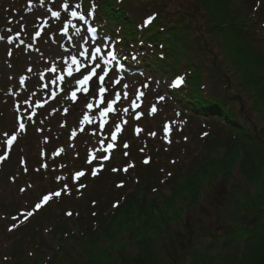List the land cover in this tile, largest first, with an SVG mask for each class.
Segmentation results:
<instances>
[{"label": "rangeland", "instance_id": "374dc122", "mask_svg": "<svg viewBox=\"0 0 264 264\" xmlns=\"http://www.w3.org/2000/svg\"><path fill=\"white\" fill-rule=\"evenodd\" d=\"M0 1L3 2L0 9V26L3 27L6 24L9 26L8 28L3 27L9 33L5 37H10L11 42L17 44L19 40H22L23 46L27 50L24 48L18 49L13 45L10 50L0 54V132L4 129L7 130L9 128L12 130L14 128V112L12 108L15 105V100H12V98L15 97L17 90H21L24 86L29 89L35 88L36 90L37 88H42L45 84L52 87L51 91L55 97L54 102H50L49 99L44 98L49 92H46L45 95L33 92L16 95L18 100L16 103L18 105H21L22 103L20 102L23 100L25 105H28L29 111L37 112L34 110L33 98L31 99L30 97L37 94L34 98H40L42 102L40 107L44 109L39 110V114H42V125H39L38 130L37 128L29 130L26 134L27 140L23 143V149L27 153V174H20L19 178L13 183H11L10 178L8 179L9 175H19L23 169V166L19 164L21 149L15 152L23 138L18 141L17 146L15 145L16 147L12 150L9 161L4 165L3 171L6 170L4 172L5 175L2 176L0 173V178H2L0 183V264L11 263L9 262L11 255L8 254L14 248H17L20 252L18 255H14L13 258L21 259L23 264H44V257L47 256L45 252L49 251L48 254L51 253L52 246L50 247V241V243H38V241H45V236L47 239L49 238L50 235L47 234L44 228L53 227L59 221V217L62 214L64 215L61 206L59 208L56 206L47 208V205L30 217L27 223L22 224V226L19 225L18 229L13 231L15 235L12 236L7 234L8 216H1L4 209L7 211L6 214H8L11 211L10 207H24L26 203V206H28L32 197L38 192L41 193L45 189H50L48 191L50 193L51 189H62L56 183V178L36 172L40 167L39 153L42 151L43 144L45 147L49 146V149L53 148L52 151L47 152V159L54 157L55 153L60 152L61 160L72 163L75 154L81 156L80 160H85L86 156L89 158L90 154H93L95 158L103 155L111 156L115 148L110 152H104L101 141H104L103 148H106L108 143L116 145L117 140L123 134H127L124 140L132 142L131 145L135 147L133 156L139 158L140 153L136 147H141L143 143L137 140L138 137L134 136V134L137 133L136 129L142 130L141 123H143L144 129L141 131L139 139L143 140L147 146L149 145V150L152 153L153 150L157 149V154L160 157L155 160L151 158L150 164L152 165L155 162L157 167L156 173H153V181L159 178L161 182L165 178L166 172L174 175V181L179 172L178 167H184L187 161L191 168H195L201 163L203 164L207 159L212 161L204 151L208 152V149L213 147V144L216 147L221 146L222 149L219 148V155L229 153L225 144L227 143V137L233 138V131L231 132L229 125L221 121V119L211 118V115L210 118H207L177 104L175 98L169 92L170 86L175 85L173 79L176 76L170 75L168 66L160 64L161 62L158 60H154L156 63H153L155 65V70L153 69V71L157 73L156 76H152V74L147 76L145 73L133 74L120 69L117 66L121 55L118 54L117 59L106 66L103 60H99L101 67H106L108 70V75L105 78L107 89L105 103H98L101 97L96 86V77L89 81V93L85 95L82 91H77V98L73 101L71 92L65 88V82L71 86V91H75L79 87V85H75V80L82 78L80 74H75V66L73 65V76L66 79V69L69 67L71 55H77L78 60L82 64L85 62L84 57H80L77 53V43H79L81 51L84 48H89L91 51L95 44L99 43L102 49L101 55L106 56V53L111 51L110 45L112 43L106 37L107 35L98 31V36L102 42L90 40L86 35L85 24L81 21L77 22L70 15H66L61 7V0H34V2H32L33 0L31 2H26V0ZM136 1L131 0V3ZM257 1L244 0L243 7H240L242 0H226L227 8L224 11L242 10V15L248 17V19L247 23L243 25L245 28H243L241 34L245 35V32H248V34L252 33L249 35L252 39H255V43L252 41L251 43H254L257 47L260 46V50L264 51V0H260L259 7ZM86 2L87 0H70L71 4H82V9L80 8L78 11L87 15L89 9L86 12L82 11ZM10 4L13 7L17 6V8L13 11L11 9L9 11L6 10L4 6ZM206 4L200 0H142L139 6L133 7L126 0L122 5H119V8L124 7L129 11L127 16L133 17L136 27L137 23L143 17L145 18L144 15L150 13L149 9H163L164 14L168 13L170 15V19L178 16V11L179 17L182 18V23L189 26L188 31H186L187 35L184 34V39L187 40L189 37L191 39L186 42L185 56L179 54V52L172 54L173 63L179 62V65L175 67L177 73L186 71V63L190 59L194 67L201 66L200 85L203 88V98L220 99V92L226 87L230 92L241 95L243 107L247 109L248 116H251V122L255 123L258 128L262 127L264 120H261V117L255 111H251V107L264 116V103L253 104V100L258 97L252 92V95H248L246 91H243L245 72H243L244 69L242 70L243 67L239 69L237 67L239 60H244L249 53L235 54L233 61L235 65L233 66L232 58L228 56L224 48L222 49V46L219 47L217 45L218 41L223 45V34L226 30H223V34L212 32L210 24H216L214 17L206 11L208 9ZM236 4L237 8H235ZM255 5L257 6L254 7ZM49 9L59 10L62 18L52 17L48 11ZM5 12L8 17L13 16L14 20L6 22V16L3 14ZM15 18H17L16 21ZM215 19L218 20V17H215ZM173 21L175 19H168L169 24L172 26L175 25V23H172ZM113 22H115V26L118 23L121 24V20L114 19L110 22L109 27H112ZM46 23L50 25V32L42 33V30L46 28ZM157 23L161 26L159 20H157ZM232 26L236 31H239L240 27L237 22ZM65 27L68 29L66 35L63 32ZM77 28L80 30L79 34L77 33ZM23 30L29 31V34L25 36L26 38L19 34V31ZM37 31L41 32L38 38L35 36ZM176 34H178L176 30L166 28L164 32L159 33V36L161 38L168 37L166 43L172 48L175 47L176 50H180L181 39ZM203 38L206 39L207 44H203ZM105 43L108 45L107 47L103 46ZM145 52H148L147 48L143 54ZM136 55V51L130 52L132 59L133 56L136 58ZM151 57L154 59V56ZM65 61L69 63H65ZM29 68L32 69L30 72L28 71ZM52 69H55V71ZM87 70L84 67L81 68V71L85 74H87ZM96 71L98 74H103L100 68H97ZM31 73H35L42 81L39 82L37 78L34 81L29 79L32 82L26 80V75ZM61 76H63V80L60 79ZM252 76L257 79L258 74ZM22 77L25 80V85L20 83ZM117 80H119V83L115 82ZM145 84H147V87H144ZM125 85H127V88L124 87ZM66 92L68 93L67 95L65 94ZM116 92L121 94L119 100H116ZM125 92H127V98L124 96ZM139 93H143V95H140L139 99H137ZM84 96L87 97L86 100L80 99ZM160 96H163L164 100H159L158 97ZM77 100L78 103L76 104ZM108 100H116L113 104V111L101 117L100 112L106 107ZM133 100H135L137 105L135 109H133L132 105ZM255 101L258 100L255 99ZM232 102L222 103L228 113L232 114L239 124L240 121L247 124L246 132H252V123L245 121L239 115L237 101ZM87 103H92L93 108L88 109ZM54 105L55 108H53ZM153 106L156 107L157 111L150 114ZM64 107L67 108L68 114L71 115L70 119V116L59 115V112L64 111ZM125 109H127V112H125ZM56 111L58 115L53 118V115L57 114ZM137 113L141 115L139 121L135 122L133 120H137L135 118ZM178 113L179 115H177ZM51 114L53 115L51 116ZM85 115L89 117V121H84ZM23 116L24 112L17 115L19 124L23 122ZM102 121L104 122L103 128L100 127ZM153 123L157 126L152 125ZM166 124L169 126L167 135L164 131ZM117 125H120L121 131L117 133V139L113 142L111 135L115 132ZM154 128L156 133L151 136L150 133H152ZM73 132H75L74 136ZM17 133H22V130L18 128ZM204 133H207V135H203ZM237 133L238 139H241L243 132L237 130ZM164 145H170L168 150L165 151L163 149L162 146ZM160 149H162V152L159 151ZM251 149L254 151L256 148ZM261 151L264 152V149H261ZM243 152L240 147L237 148L234 152L236 155L233 156V161L231 160L227 164L223 163L220 166L213 165V167L197 174L196 178L193 177L189 181L180 182L174 193H171L172 191L168 193V189H164L165 195H162V197L166 199L158 198L159 200L156 202L159 207L149 212L148 207L141 209L143 212L127 219L129 222L123 223L120 230L111 231L108 234V239L105 238L103 245L108 240L109 245L106 249L111 247L113 257L123 251L124 253L117 257L120 259L130 254L131 257L141 255L143 257L144 252L149 251L146 248L148 247L160 258L162 264H189L193 256H197L199 252L217 254L211 249L206 250L209 245L216 241L214 237L220 235L226 229V226L229 227L233 223L232 227L236 229L235 232L240 233L239 231L242 229L244 222L250 225L252 221L259 217L258 208L260 209L264 206V162L259 167H252L254 170L245 168L242 166L246 157ZM250 157L251 155L248 156V160ZM171 158H174L175 161H172ZM73 164L72 168H76V164L74 162ZM96 164L97 162H95ZM95 165L92 169H96ZM161 167L164 168L163 171H161ZM54 168L55 170L51 172L59 174V176H66L65 170L68 174L70 172L68 168H64V170H61L59 166ZM92 169L90 174H92ZM7 172L9 175H6ZM139 173L140 171L132 174V177L134 175L138 177ZM183 176L189 177V174L183 173ZM25 178L32 179V187L24 186L26 184ZM88 179L86 178V180ZM132 185L133 182L129 184V186ZM23 187L25 189L22 192L21 189ZM151 191L153 190L151 189ZM101 195L103 197L109 196L105 194V191L101 192ZM92 197L94 196L92 195ZM245 206H247L249 211L244 209ZM256 207L257 209L250 210V208ZM46 208L48 212L44 216L42 211ZM245 216V220H242V217ZM137 217H141L140 221L142 222H139ZM18 218H21V216ZM121 222L120 220L119 223ZM130 230L134 231L135 240H137L132 245H130L129 241ZM213 235L215 236L213 237ZM218 238L217 242L225 240L227 236H218ZM36 244L39 247H36ZM144 247L145 250L143 252ZM101 249L98 247L95 251H101ZM138 250L140 252L136 253ZM231 251H234L233 248H231ZM231 251L229 250V252ZM76 252L78 251L74 253L76 254ZM41 257L43 258L41 259ZM142 257L139 258L140 261H142ZM140 261L137 262L139 263Z\"/></svg>", "mask_w": 264, "mask_h": 264}, {"label": "trees", "instance_id": "16d2710c", "mask_svg": "<svg viewBox=\"0 0 264 264\" xmlns=\"http://www.w3.org/2000/svg\"><path fill=\"white\" fill-rule=\"evenodd\" d=\"M100 1L102 12L101 17L104 16L107 20H110L111 17L117 18L120 16L116 11L117 9H111L112 4L110 3V0ZM200 1L207 3L206 7L208 9L206 8V11H208L211 16L218 17L216 22L217 25L210 24L212 32L216 31L223 34V30H226L223 34V45L221 46L222 49L224 48L225 52H227L228 56L232 58L233 66L235 65L233 62L236 56L235 54L249 53L244 60H239L237 64L238 69L243 67L242 70L244 69L243 72H245V81L243 80L244 86L242 88L248 95H252V93H254L256 97H258L255 98L258 100L256 103H264V54L253 44H250V40L244 38L246 35H241V23L245 17L242 15V11L238 9L237 11H224V9L227 8L226 0ZM231 6L232 4L230 3V7ZM235 8H237V4L235 5ZM176 18H179V15L176 16ZM162 19L168 18L162 17ZM173 22L175 25L171 28L177 31V36H180L181 49L176 50L175 47L172 48L170 45L165 43L164 48L162 47L161 50L164 52L167 60L171 59L172 54H177V52L185 56L184 51H186V42L190 39H184V27L182 26V28L177 21ZM236 22L240 25L239 31H236L232 26ZM132 23V20L125 22L123 27L124 35L127 34L131 37L135 36L136 30L132 27ZM159 33L160 31L157 30L155 26H152L151 28L144 30L138 36H146L150 42L154 43V47L158 49V43L161 44L166 42L159 39ZM220 43L221 42H217V45H220ZM204 44H207L206 39L204 40ZM155 59H158V57L156 56ZM151 63L152 64H149V66L153 65L152 61ZM161 64L164 65L165 62L161 61ZM186 67L189 70L187 77L189 89L182 92L175 90V92L179 95L177 102L187 106L194 113L202 114L207 117H210L211 115V118L221 119V121L231 126L235 130L233 132L235 134L233 135V138L227 137V143H225L229 153L226 155H219V148H221V146L219 145L216 147L213 144V147L209 148L208 152L204 151V153L209 155V158H211L212 161L207 159L203 164L201 163L195 168H191L187 161L184 167H178L179 172L174 181V175H169L170 172H166L164 176L165 178L162 179L161 182L159 178L153 181V173H156L157 167L155 166V162H153L152 165L150 164L151 158L155 160L160 157L157 154V149L153 150V153L151 150L150 153H145L147 151L144 150V152H140V157L136 158L133 156L135 154V147L131 145V142L129 147L126 150H123L124 153L121 152V149L119 151L115 150L111 159L104 163L103 168L99 170L95 176L86 177V175H84L79 177V179L76 180L75 188L68 175L62 176L64 179H57L56 183L62 187H64L65 184L68 185V191L65 194H62L60 198H56L57 200L52 201L47 208H51L52 206L59 208L61 206V209L63 208L62 212L65 216L62 214L59 217V221L55 223L53 227L50 226L49 229L44 228L50 236L48 239L45 236V241H38V243L51 242L49 243L50 247L52 246V250L50 249L51 253L49 254V251L45 252L47 256L44 257V264H162L160 258L157 257L148 247L146 248L149 251L144 252L145 247L142 250L144 252L143 257L142 255L131 257L130 254L121 259L117 258L119 255L124 253L123 251H121L122 253L117 256L113 254V257L111 247L106 249L109 245L108 240L106 244L103 245L105 238L108 239V234L111 231L120 230L122 224L129 222L127 219H130L131 216L141 214V212H143L141 209L144 207H148V212L159 207L156 201L159 200L158 198H163L162 195H165L164 189H168V193L171 191V193H174L180 182L189 181L193 177L196 178L197 174L213 167V165L220 166L223 165V163L227 164V162L230 163L231 160L233 161V156L236 155L234 152L239 147L244 151L243 153L246 154L242 164L243 167L254 170L252 167H259V165L264 162V152L261 151V149H264V140L262 141L261 133L264 129L260 127L258 129H253V131L249 133L244 132L241 124L235 120L232 114L228 113L222 103L236 100L239 115L245 121H250V116H248V112H246L247 109L245 107H240L243 105V100L240 98L241 95L232 93L230 90H222L221 96H219L220 99H214L212 97H210V99L203 98V88L200 85V67H194L190 59L187 60ZM150 68L152 69L153 66ZM255 74H258L257 79L252 76ZM260 117L261 119L264 118L262 114H260ZM30 127H32L31 124ZM5 130L6 129L2 130L0 134ZM237 130L244 132L242 133L241 139H238ZM24 142L25 138L21 140L19 147L16 148V152L21 149V152L24 153ZM120 142L119 147L124 144L123 138ZM251 148L256 149L252 151ZM159 151L162 152V149ZM125 153H127V155H125ZM249 155H251V157L248 160ZM80 157L81 156L79 154H76L73 158L76 168H72L74 165L73 162H68L66 165H72L66 168L70 171H78L82 169L84 165H81L84 164V162L82 159L80 160ZM146 159L149 161L148 163L144 162ZM125 160L126 162H124ZM171 160L175 161L174 158H171ZM61 161H55V164L49 161V163H47V167L43 166L40 168L39 173L54 177V173L51 171H54V167H58L60 165L59 163H63ZM126 167L128 170L124 171V168ZM113 169H117V171H113ZM163 170L164 168L161 167V171ZM5 171H0L2 176L5 175ZM139 171L140 173L138 174V177L135 175L132 177V174L138 173ZM183 173H188L189 177H184ZM86 178L89 179L86 180ZM31 180V178H25V182L29 187L33 186ZM1 181L2 178H0V183ZM132 182L133 185L129 186ZM81 185H84V187H81ZM77 188L78 190H76ZM150 188L153 191H151ZM156 190L157 192L154 193ZM46 191L47 189L41 191V193L38 192L35 194L34 197H32L31 202H29V206L33 201L39 200L41 195ZM103 191H105V194L109 196L103 197L101 195V192L103 193ZM92 195L94 197H92ZM164 199L166 198H163V200ZM114 204H118V206L113 207ZM47 208L42 211L44 216L48 212ZM88 208L90 209L88 210ZM25 209L26 208H22L20 206L10 207L11 211L6 214L7 211L4 209L1 216L5 217L10 215L7 217V222L12 225L13 223H11L10 220H13L14 213L18 214ZM244 209L249 211L247 206H245ZM252 209L255 210L257 207L250 208V210ZM69 212L72 213L71 216L67 215ZM258 214L259 217L252 221L250 225H248L249 223L244 222L245 225L243 224L242 229L239 231L240 233L235 232L236 229L232 227L233 223L230 224L229 227L226 226V229H224L220 235H213L216 240L213 242L215 244L211 242L212 244L209 245L206 250L208 251L211 249L217 254L199 252L197 256H193L191 263L189 264H264V206L260 209L258 208ZM137 218L139 222H142L140 221L141 217ZM245 218L246 216L242 217V220H245ZM120 220L122 221L121 223H119ZM23 222L18 223L15 228L11 227V230H8L7 234L11 236L15 235L13 231H16L19 225L22 226ZM223 235H226L227 238L217 242V239L219 240L218 236ZM135 239L136 237L134 231L130 230V245L137 241ZM37 245L38 244H36V247H39V245ZM98 247L102 248L101 251H95ZM231 248H233L234 251H231ZM229 250L231 252H229ZM75 251L78 252L75 254ZM19 252L20 250L17 248L11 249L9 252L10 254H8L11 255V258L9 259V262L11 263L9 264H23L21 259L13 258V256L18 255ZM139 252L140 250L136 253ZM223 252L225 253L223 254ZM140 257H142V261H140ZM42 258L43 257H41V259ZM137 261L140 262L138 263Z\"/></svg>", "mask_w": 264, "mask_h": 264}, {"label": "snow or ice", "instance_id": "6c2138e0", "mask_svg": "<svg viewBox=\"0 0 264 264\" xmlns=\"http://www.w3.org/2000/svg\"><path fill=\"white\" fill-rule=\"evenodd\" d=\"M61 7L64 9L66 15H70L73 19L77 20V22L80 21H85L86 20V15L85 14H81L78 10L82 7V4L80 3H75V4H71L70 0H61ZM71 8V10H70ZM95 8H96V4H95V0H93V3L87 13V15H91L94 17V13H95ZM70 10V11H69ZM52 17L57 18V19H61V12L59 10H52L49 9L48 10ZM155 17H149L146 21L145 24H150L152 22V20ZM73 27H75V25H73ZM68 31L67 27H65L63 29V32L66 34ZM79 29L77 28V33L79 34ZM99 31V26H95V27H88L87 28V32L91 34V38L93 41H95L97 39V32ZM41 35V32L37 31L35 33L36 37H39ZM0 39H2V37H0ZM108 45L105 43L104 47H107ZM101 47H94L91 51L89 50V48H84L82 51L80 50V45L79 43H77V53L80 57H84V63L82 64L80 60H78L77 55H71L70 57V64L69 67L66 69L67 71V75L69 77L73 76V68L72 66H75V72L80 73V75L82 76V78L80 79H76L75 80V85H79V87L75 90V91H71V86H69L66 82H65V88L68 89V91L71 92V99L73 101L76 100L77 98V91H82L85 94L89 93V81L93 80V77L97 78V84L96 86L98 87V92L99 95L101 97V99L98 101V103L103 104L105 103L106 100V86H105V78L108 75V70L106 67H101V64L99 62V60H103L104 65H108L110 64L112 61H115L117 59V53L115 51H108L106 53V56L101 55ZM9 55H11V53H9ZM133 59H135V56H133ZM65 63H69L68 61H65ZM84 67L87 70V74H85L84 72L81 71V68ZM100 68L101 72L103 74H98L96 69ZM32 69L29 68L28 71L30 72ZM53 71H55V69H52ZM61 80H63V76L60 77ZM116 83H119V80L115 81ZM20 83H24V78L22 77L20 80ZM53 83H55V81H53ZM183 83V79L182 78H176L174 80V84L179 86ZM125 88H127V85L124 86ZM144 87H147V84L144 85ZM66 95L68 94L67 92L65 93ZM120 93L116 92L115 93V97L116 100L120 99ZM143 95V93H139L137 96V99H139V96ZM125 98H127V92L124 93ZM159 100H164L163 96L158 97ZM116 100H108L107 101V105L106 107L103 109V111L100 112V116L104 117L107 113L112 112L113 111V104L116 102ZM132 105H133V109H135V107H137L135 100L132 101ZM87 108L88 109H92L93 108V104L92 103H87ZM157 111L156 107L153 106L150 110V114L151 113H155ZM125 112H127V109H125ZM140 113H137L135 118L139 119L140 118ZM179 115V113L177 114ZM29 119H31V117H29ZM84 121H89V117L87 115L84 116ZM103 121L101 122L100 127L103 128ZM19 129L24 130L25 129V124L23 122H21L19 124ZM121 131V127L120 125L116 126L115 132L112 133L111 135V140L113 142L116 141L117 139V133H119ZM137 132L140 131V129H136ZM164 131L166 133V135L169 133V126L166 124ZM75 135V132H73V136ZM150 135H155V133H150ZM203 135H207V133H204ZM185 139H187L185 137ZM16 140V136L12 135L8 140H7V145L9 148H11L13 141ZM103 144L104 141H101V145H102V150L104 152H110L113 148H114V143H108L106 148H103ZM125 148L128 147L127 143H125L124 145ZM125 155H127V153H125ZM6 155H0V161H3L4 159H6ZM110 158L109 155H103L102 157H100L101 159V164L99 165V169L103 168V161L108 160ZM93 159H95V156L93 154L89 155V159H88V163H92ZM145 163H148L149 161L146 159L144 161ZM44 167H47V165H43ZM99 169H92V175L95 176L97 174V171ZM27 170V169H25ZM127 167L124 168V171H127ZM113 171H117V169H113ZM85 173L84 171H78L74 174L73 179L77 180L79 179V177L84 176ZM169 175H171V173H169ZM57 179H64L63 177H57ZM81 187H84V185H81ZM21 191H24V189H21ZM68 191V185H64V187L60 190H56L47 194H44L42 196V198L39 200V202H37L34 205V209L27 211V212H23L21 213L23 220H27L28 218L32 217L34 215V211L41 209L42 206L47 205L53 198H59L62 193L67 192ZM118 204H114L113 207H117ZM67 215L71 216L72 213L69 212L67 213ZM18 219L17 217H13V220ZM13 228L16 227V225L14 224L12 226ZM11 230V229H9Z\"/></svg>", "mask_w": 264, "mask_h": 264}]
</instances>
